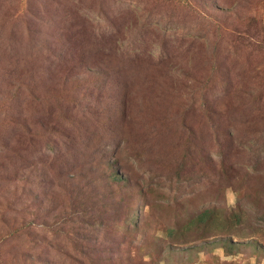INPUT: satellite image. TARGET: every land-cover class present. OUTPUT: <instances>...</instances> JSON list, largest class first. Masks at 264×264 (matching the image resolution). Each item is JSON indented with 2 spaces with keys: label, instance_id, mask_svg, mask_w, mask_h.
Segmentation results:
<instances>
[{
  "label": "rangeland",
  "instance_id": "obj_1",
  "mask_svg": "<svg viewBox=\"0 0 264 264\" xmlns=\"http://www.w3.org/2000/svg\"><path fill=\"white\" fill-rule=\"evenodd\" d=\"M0 264H264V0H0Z\"/></svg>",
  "mask_w": 264,
  "mask_h": 264
},
{
  "label": "trees",
  "instance_id": "obj_2",
  "mask_svg": "<svg viewBox=\"0 0 264 264\" xmlns=\"http://www.w3.org/2000/svg\"><path fill=\"white\" fill-rule=\"evenodd\" d=\"M203 213L205 214L204 217L196 215L193 218H191L190 221L187 223L186 228L191 231V230H193L192 225L198 226V223L200 221H203V220L206 221L205 224L210 225L212 223V221L214 220V218H213L214 210H205ZM181 238L182 237H179V239H181ZM176 240H178V239H176Z\"/></svg>",
  "mask_w": 264,
  "mask_h": 264
}]
</instances>
